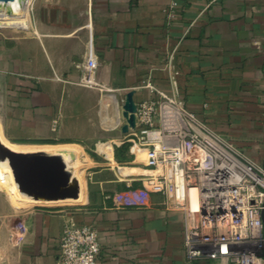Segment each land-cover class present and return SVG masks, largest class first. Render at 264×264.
I'll list each match as a JSON object with an SVG mask.
<instances>
[{
  "label": "crops",
  "instance_id": "crops-1",
  "mask_svg": "<svg viewBox=\"0 0 264 264\" xmlns=\"http://www.w3.org/2000/svg\"><path fill=\"white\" fill-rule=\"evenodd\" d=\"M27 27L15 42L0 31L7 135L73 145L91 165L84 199L28 213L19 238L3 249L4 264H55L67 224L94 228L96 264H214L186 260L182 212L145 189L137 178L145 169L117 162L118 99L156 98L144 87L149 80L264 164V0H35ZM87 56L96 62L90 88L77 83L76 65Z\"/></svg>",
  "mask_w": 264,
  "mask_h": 264
},
{
  "label": "built area",
  "instance_id": "built-area-1",
  "mask_svg": "<svg viewBox=\"0 0 264 264\" xmlns=\"http://www.w3.org/2000/svg\"><path fill=\"white\" fill-rule=\"evenodd\" d=\"M176 4L167 12L168 23ZM89 56V55H88ZM95 58L81 66L82 84L96 86ZM156 98L135 104L136 144L153 192L168 196L184 217L183 248L188 262L206 257L214 264H264V164L249 160L229 141L211 131L174 95L144 83ZM227 184L233 188L230 193ZM181 189L178 196L177 188ZM195 191L198 206L190 207ZM98 235L86 224H67L59 238L55 264H96Z\"/></svg>",
  "mask_w": 264,
  "mask_h": 264
},
{
  "label": "rangeland",
  "instance_id": "rangeland-1",
  "mask_svg": "<svg viewBox=\"0 0 264 264\" xmlns=\"http://www.w3.org/2000/svg\"><path fill=\"white\" fill-rule=\"evenodd\" d=\"M35 0L31 1V5L28 8L27 16H28V22L31 20L32 16V5ZM8 27H0V31H3L4 33H7L11 35L14 38V42L16 41V37L18 35H24L27 37L30 34V29H28L27 25L25 24H0ZM42 51V50H41ZM88 56L85 57L78 65H76L78 71H79V78L77 83L82 87H87L82 84V73L80 72L81 66L86 62ZM5 76L6 71H3L0 69V103L2 101V97L4 96L5 90H6V82H5ZM118 105L120 107V110L122 111V115L120 117V126L118 128V131H120L121 136L123 137L120 140V145L118 147H115V158L117 162L120 164V166H137L139 168H143L147 171V173L143 174L142 176H137L138 179H141L145 189L148 192H152V186L149 185L148 182V176H155L157 173H160V171H153V169H149L145 166L146 163V156L143 153V150L138 147L136 144V140L134 137V134L137 132L136 128V121H135V115L131 113V111L127 112L124 107L121 109V107L125 104L126 99H118ZM125 106V105H124ZM134 116V124L132 125V119ZM113 113L111 111V119L113 118ZM131 120V121H130ZM8 130L6 128V124L4 123L1 114H0V136L3 138V140L12 146H15L17 148H32V147H50V146H56V145H46V146H37V145H29L24 144L22 141H19L13 137H11L8 134ZM99 144L102 143H96V146L98 150L101 151V148L98 147ZM77 156H75V161L72 164L69 159H64L62 162L65 166V169L69 172L74 173L76 178L78 180L83 182L84 186L86 185L85 181V167L90 166L91 162L88 161V158H86L85 161L82 160L81 156L83 155L81 149L76 148ZM2 152L0 151V264L5 263V256L3 253V249L5 250L6 246L13 243L15 240L19 238V233L21 232L22 226H23V220L28 215V213L36 210V209H47L48 207L52 206H70V205H76L79 204L77 202V192L76 190L72 191V196H70V191L65 192L64 194H67L70 197H67L66 200L70 201H60L56 200L54 203H32L31 206L28 207H20L16 204L15 197L13 195L12 191V175L10 174V170L7 168V160L3 159ZM36 155V156H35ZM19 160H23L26 162H30L36 165H41L43 160L46 158H43L42 156H39L38 154H26V155H16ZM20 156V157H19ZM72 156H74L72 154ZM32 159V160H31ZM34 177V178H33ZM32 188L39 193H54L57 195H60L59 191H51L48 189L46 183L44 182V173L43 169L41 168L40 172L37 174H34L32 176ZM85 188V187H84ZM38 190V191H37ZM48 190V191H47ZM174 187L172 185L168 188V196L171 198V195H173ZM166 195V194H165ZM77 197V199H76ZM69 198V199H68ZM73 198V199H72ZM171 204L173 206V201L170 199Z\"/></svg>",
  "mask_w": 264,
  "mask_h": 264
},
{
  "label": "bare ground",
  "instance_id": "bare-ground-1",
  "mask_svg": "<svg viewBox=\"0 0 264 264\" xmlns=\"http://www.w3.org/2000/svg\"><path fill=\"white\" fill-rule=\"evenodd\" d=\"M32 0H12L8 2H0V24H25L28 23V16L27 11L28 8L31 5ZM130 100L127 99V103L124 106L125 110L131 111ZM131 121V120H130ZM75 146L71 145H56V146H50L45 148H38V147H32V148H17L15 146H12L11 144L5 142L3 138L0 136V151L3 153V149H6L9 154H11V160L7 163V168L10 170V174L12 175V193L15 197L16 204L20 207H28L31 206L32 203H54L56 200L60 201H70L66 200L67 197H73L72 191L76 190L78 201H81L84 199V192H85V186L84 181H80L77 176L74 175L72 172L70 173L69 182L63 186V187H55V186H49L47 185L48 189L51 191H59L60 195L54 194V193H39L36 192L32 186L31 181L32 176L34 174H38L43 169L44 177L46 180L48 169L47 164L45 162V159L43 160L41 165H36L30 162H26L23 160H19L16 156L17 154L20 155H26L31 154H38L39 156H42L43 158H46L48 156L52 155H58L61 158V161L63 162L64 159H69L70 162L73 164L75 161V156H77ZM72 154L74 156H72ZM36 156V155H35ZM20 157V156H19ZM7 160V158H6ZM32 160V159H31ZM65 167V166H64ZM153 171H160V169H153ZM120 172L122 174H128V173H140V170H127L125 168H121ZM152 176V175H151ZM233 188L231 187V184H227V190L230 193V191ZM38 191V190H37ZM48 191V190H47ZM70 191V196L67 194H64L65 192ZM173 191V196H174ZM178 196H181V189L177 188ZM191 202L190 207L192 209H196L198 206L196 193L193 190L191 192ZM179 196V197H180ZM76 197V199H77ZM73 199V198H72Z\"/></svg>",
  "mask_w": 264,
  "mask_h": 264
},
{
  "label": "water",
  "instance_id": "water-1",
  "mask_svg": "<svg viewBox=\"0 0 264 264\" xmlns=\"http://www.w3.org/2000/svg\"><path fill=\"white\" fill-rule=\"evenodd\" d=\"M8 1H12V0H0V2H8ZM127 99L130 100L129 107H131V113L134 114L135 104L133 103L130 96L126 98L125 104L127 103ZM126 111L129 112L128 110ZM133 124H134V116L132 119V125H131L132 127H133ZM2 157L3 159L7 158V161L9 162L12 156L11 154L8 153L6 149H3ZM46 164H47V169H48L46 180L44 177V182L46 183V185L55 186V187H63L69 182L70 173L65 169L60 156L58 155L48 156L46 158Z\"/></svg>",
  "mask_w": 264,
  "mask_h": 264
},
{
  "label": "trees",
  "instance_id": "trees-1",
  "mask_svg": "<svg viewBox=\"0 0 264 264\" xmlns=\"http://www.w3.org/2000/svg\"><path fill=\"white\" fill-rule=\"evenodd\" d=\"M120 145V144H119Z\"/></svg>",
  "mask_w": 264,
  "mask_h": 264
}]
</instances>
